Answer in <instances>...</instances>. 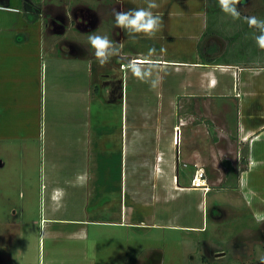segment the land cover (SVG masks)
Returning a JSON list of instances; mask_svg holds the SVG:
<instances>
[{
	"label": "rangeland",
	"instance_id": "obj_1",
	"mask_svg": "<svg viewBox=\"0 0 264 264\" xmlns=\"http://www.w3.org/2000/svg\"><path fill=\"white\" fill-rule=\"evenodd\" d=\"M241 4L245 9L251 8L249 12L242 11L241 17L254 15L264 19V0H241ZM114 11H119L117 0H0V264H41V250L47 264L53 259L62 264H259L258 257L264 255V224L258 223L256 217L247 213L246 200L251 196V191L240 186L235 191L220 189L227 178L224 161L233 164L238 178L249 164V148L236 137L235 108L231 106V114L223 116L217 109H221L222 104L211 97L207 101V109L201 108V115L207 117L204 123L207 132L201 130V133L191 134L190 130L199 125L197 118L200 113L198 106L190 103L189 109L195 119L183 125L181 118L187 108L180 106L183 93L177 81L174 82L176 105L172 109V118L176 126V140L181 139L182 132L186 137V143H180L182 153L177 155L175 150L176 161L180 162L182 189L174 191L173 195L159 189L163 200L155 201L152 198L155 188L151 187V178L147 179L150 184L141 189L143 195L130 196L133 188L129 178L132 167L129 164L127 207L132 208L129 215L132 225L109 228L98 225L94 227L93 235L94 228H91L89 242L72 252L77 247L76 242L64 237L56 241L40 237L38 193L43 171L41 165L43 160L44 163L46 161L43 149H47L48 160H53V155L49 153L51 147L47 143V134L52 130L49 115L51 96L50 90L45 95L43 79L45 68L50 70L53 64L47 56L50 39L62 37L60 47L67 43L69 46L72 35L82 43L88 42L89 35L97 34L107 35L114 44H118L119 27L115 24ZM247 31L243 37H252L254 31L257 32L255 29ZM194 35L197 34L183 32L168 59L193 60L186 55L197 54L193 49L201 47L210 33L200 40ZM246 40L251 46H256L250 39H241L240 47L245 45ZM149 41L144 36L138 43L132 42L135 47L130 46L134 47L132 50L139 48L141 52H149ZM159 45L165 52L171 47L169 43L165 47ZM221 52V48L216 46L208 54L201 52L200 57L208 64L225 63L227 60L221 57ZM116 57L113 56L103 66L96 59V68L101 73L114 70ZM245 65L249 64H242ZM219 71L217 69L215 74L219 75ZM175 75L176 80L181 77ZM168 78L172 79L173 76L165 71L164 90H143L148 102L156 106L160 105V101L166 102L169 96L165 89ZM127 92L131 99L134 92L131 89ZM108 105L104 95H95V120L91 127L95 134H106L113 130L110 123L103 120L107 115L112 117L116 113ZM138 108L141 111L143 106L136 104V110ZM117 109L119 111L118 105ZM157 111L152 105L143 108L145 116L154 117ZM86 131L83 129V132ZM139 131L132 129V132ZM103 137L95 136V166L103 167L105 160L113 159L111 167L114 179V170L118 167L114 164L118 163L120 156L110 157L106 149L102 150ZM187 146L188 155H185ZM194 150L201 151L203 158L192 155ZM191 156H194V160ZM199 158V161L195 160ZM196 165L203 168L207 175V190L189 188L198 169ZM146 173L149 175V172ZM221 178L224 180L220 184L218 180ZM26 180L31 188L23 198L27 191L26 188L24 191ZM253 190L255 197L252 196V199L264 198V187ZM231 196L235 202L229 203ZM27 217L31 220L28 221Z\"/></svg>",
	"mask_w": 264,
	"mask_h": 264
},
{
	"label": "crops",
	"instance_id": "obj_2",
	"mask_svg": "<svg viewBox=\"0 0 264 264\" xmlns=\"http://www.w3.org/2000/svg\"><path fill=\"white\" fill-rule=\"evenodd\" d=\"M117 2L119 11L147 7V0ZM155 2L159 7L152 11L154 14L162 15L163 19L161 29L149 38L152 41H149L150 49L154 48L155 53L149 56V52H141L139 48L132 50L135 47L132 42L138 43L144 36L136 34L133 39L126 30L119 28V43H123L122 51L115 58L114 63H117L114 70L106 73H101L96 68V57L88 42L80 43L78 37L72 35L69 46L67 43L58 47L63 41L62 37L50 39L47 56L53 64L50 70L45 68L43 79L45 95L50 90L51 96L49 115L53 131L47 134V143L48 147H51L49 153L53 155V160H48L50 156L46 154L47 149H43L46 161L44 163L43 160L41 165L43 171L40 175L38 193L40 237H49L51 241L64 237L76 242L77 247L71 252L81 249L83 243L89 242L91 228L98 225L108 228L132 225L129 216L132 214V208L127 207L129 164L132 167L129 178L133 188L129 192L130 196L143 195L141 189L150 184L147 179L151 178V187L155 188L152 198L154 197L155 201L163 200L159 189L166 190V193L171 195L174 191L182 189L179 176L180 162L176 161L175 150L177 155L181 152V145L183 141L186 143V137L183 132L181 139L176 140L174 137L176 126L172 118V109L176 105L174 85L176 81L183 93L180 106L187 108L181 118L183 125L186 126L191 119H195L189 109L190 103L194 102L200 113L197 118L199 125L190 130L191 134L201 133V130L207 132L204 127L207 117L205 118V114L201 115L203 114L201 108L207 109V101L211 100V97L222 104V110L220 107L217 109L223 116L231 114L229 111L231 106L235 108L236 137L249 148L247 169L239 178L237 176L235 182L237 187L251 191V196L246 200L247 213L256 217L258 223L264 224V198L252 199V196L255 197L253 189L264 187V184L261 185L264 179V118H261L264 114V51L251 46L247 40L244 41L245 45L240 47L241 39H250L254 44L252 37H243L250 28L243 20L233 21L223 15L215 1L155 0ZM3 7L10 9L9 6ZM238 9L241 14L242 11L251 10L245 9L243 4L238 5ZM208 13L213 15L210 16ZM183 32L197 34L193 37L199 40L206 37L208 32L210 36L203 41L201 47L193 49L197 54L186 55L193 60L187 62L168 59L170 51L174 50V45L178 43L180 39L178 37H181ZM254 33L258 34V31ZM159 43L163 47L169 43L171 45L169 51L168 49L166 52L162 51ZM216 46L221 48V57L227 62L208 64L202 61L200 53L208 54ZM130 62L140 66L154 65V68L151 74L142 80L133 74V70L129 68ZM217 69L221 70L219 75L215 74ZM165 71H169L173 76L166 82L165 89L169 96L166 102L160 101V105L156 106L146 100L143 90H164ZM175 74L181 77L176 80ZM153 81L156 83L153 84ZM129 89L134 92L131 99L127 92ZM95 95H104L111 110H116L112 117L107 115L103 118L105 123H110V129H113L110 133L95 134L91 128L95 120ZM136 104L143 108L152 105L159 111L154 117L145 116L143 108L141 111L140 107L136 110ZM83 129L87 131L83 132ZM132 129L143 130L132 132ZM95 136H104L101 148L103 151L106 149L110 157L120 156H118L120 162L114 164L118 165L114 170V179L111 167L113 159L105 160L103 167L95 166ZM187 149L188 146L185 148V155H188ZM191 154L203 158L201 151L194 150ZM194 156H191L192 160ZM200 158L195 160L199 161ZM146 172H149V175ZM223 180L219 179L218 183H223ZM26 182L24 191L26 189L27 191L24 192L23 198L31 188L29 181ZM220 189L235 191L237 188H226L221 185ZM230 199L229 203L235 202L232 196ZM24 206L23 203V209ZM26 219L31 220L29 217ZM95 230L94 228L92 235L95 234ZM53 252L54 257L55 251ZM63 252L66 254V251ZM72 255L74 256V253ZM43 259L41 250V264H47ZM48 264L62 263L53 259L49 260Z\"/></svg>",
	"mask_w": 264,
	"mask_h": 264
},
{
	"label": "clouds",
	"instance_id": "obj_3",
	"mask_svg": "<svg viewBox=\"0 0 264 264\" xmlns=\"http://www.w3.org/2000/svg\"><path fill=\"white\" fill-rule=\"evenodd\" d=\"M221 12L230 17L233 21L243 20L250 29H256L258 34L253 33L252 39L256 46L264 51V19L256 16L241 17L238 9L241 0H216ZM159 7L155 0H147L146 8H129L126 11H114V19L117 27L126 30L130 38H135L136 34H143L145 37H153L161 29L163 19L162 15L154 14L152 9ZM88 42L94 50V54L100 65L110 61L113 56H119L122 51L123 43L114 44L107 35H89ZM155 49H149V56L155 53ZM129 68L133 74L140 79L150 75L154 65L140 66L133 62L129 63ZM139 69V71H137ZM156 81H153L155 84ZM261 118H264L262 114ZM259 264H264V255L258 257Z\"/></svg>",
	"mask_w": 264,
	"mask_h": 264
},
{
	"label": "built area",
	"instance_id": "obj_4",
	"mask_svg": "<svg viewBox=\"0 0 264 264\" xmlns=\"http://www.w3.org/2000/svg\"><path fill=\"white\" fill-rule=\"evenodd\" d=\"M197 166V172L195 173L194 177L191 181V188L193 189H201L207 190L208 189V179L207 175L203 168Z\"/></svg>",
	"mask_w": 264,
	"mask_h": 264
},
{
	"label": "trees",
	"instance_id": "obj_5",
	"mask_svg": "<svg viewBox=\"0 0 264 264\" xmlns=\"http://www.w3.org/2000/svg\"><path fill=\"white\" fill-rule=\"evenodd\" d=\"M224 166L226 167V181L223 183V186L226 188H237L236 179H237V173L235 168L228 162H223ZM234 180V182L231 183V181Z\"/></svg>",
	"mask_w": 264,
	"mask_h": 264
}]
</instances>
